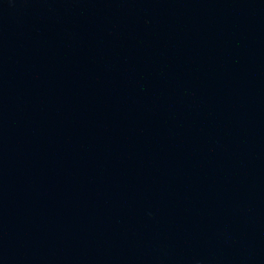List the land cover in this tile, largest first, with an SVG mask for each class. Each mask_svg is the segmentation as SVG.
<instances>
[{
  "label": "water",
  "instance_id": "95a60500",
  "mask_svg": "<svg viewBox=\"0 0 264 264\" xmlns=\"http://www.w3.org/2000/svg\"><path fill=\"white\" fill-rule=\"evenodd\" d=\"M0 264H264V0H0Z\"/></svg>",
  "mask_w": 264,
  "mask_h": 264
}]
</instances>
